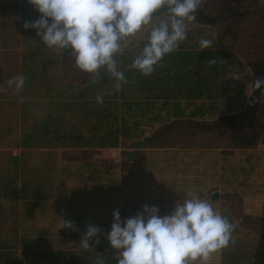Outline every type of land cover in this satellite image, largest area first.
Returning a JSON list of instances; mask_svg holds the SVG:
<instances>
[{
	"label": "trees",
	"instance_id": "trees-1",
	"mask_svg": "<svg viewBox=\"0 0 264 264\" xmlns=\"http://www.w3.org/2000/svg\"><path fill=\"white\" fill-rule=\"evenodd\" d=\"M164 11L162 9L158 13ZM196 15L197 22L190 24L187 38L191 39L193 30L200 32L207 26L213 27L217 31V42H222L225 47H228V50L230 49L229 51L210 49L200 51L198 47L200 40L197 35L194 45L182 44L180 50L166 55L155 71L151 75L145 76L130 68L132 61L142 48L137 49L131 45L130 49H124L123 55L116 57L117 62L119 60L121 63L127 62L129 70H126L125 76L133 80L129 82L127 80L126 84L121 85V93L112 92L106 88L107 80L101 76L103 78H100L99 92L85 97L82 91L78 96L67 97L68 101L64 104L71 105L75 109L71 120L67 122L60 118L59 114L54 115L50 112L43 117L42 123L37 125L34 130L20 132L17 146L42 148L56 142L58 146L68 149H105L117 148L122 141L134 142L135 146V142L142 140L145 136L149 137L147 148L151 151H176L178 148L205 149L223 145L245 149L253 148L259 144L264 146V95L261 92L264 90L255 89L254 86L257 77H264V0H206ZM25 21H23L22 29H25L23 26ZM144 42H142V46ZM237 53L245 61L240 59L242 62L239 61L240 64L238 62L239 67L246 66L251 71V93L242 111L223 112L231 102L229 98L227 100L218 99L220 95L229 97L224 87L227 81L223 77L228 69L226 67V71L218 70L220 65L217 60L220 54H223L234 65L238 58ZM65 54L68 58L72 57L70 53ZM37 56H40L38 50H28L22 56V60H31L30 64H32ZM209 59H215L216 63L209 65ZM32 69L30 65H23L21 74L26 76L24 87L32 84V78H27L29 76L27 71H32ZM71 73L74 76L71 78L72 80L78 74H88L84 71H72ZM91 79V76H87L79 82L85 85L86 89L93 90L97 84L95 85ZM75 81L78 80L74 79L73 82ZM70 85L75 87L76 84L71 83ZM131 86L143 89L146 95L137 97L131 91L132 94H127L126 87ZM101 92L106 93L103 96L102 104L98 103L96 99ZM204 95L207 96L204 97ZM61 99L62 97H55V104H60ZM48 101H51L53 106V98ZM41 105L43 106V104ZM78 115L86 122L89 119L93 121L88 125L87 136L78 133L79 130L75 123ZM59 122L66 125V128L55 130L50 128L51 125ZM144 162L143 156H136L132 162L127 159L124 170L143 169ZM89 166L91 168L88 172L92 176H97L101 172L104 174L109 172L107 168L100 170L91 164ZM16 175L14 173L9 177L10 179L8 178L4 182L5 186L9 188L10 199L15 198L16 203L17 199H21L22 204L27 208L33 197L46 196L43 188L45 182L40 181L36 176L31 178L23 176L18 179ZM43 183L44 185H41ZM118 188V180H110L101 186V191L110 192L112 195V191L116 192ZM232 200L241 202L238 195L226 194L220 203V209L222 214L228 213L230 220L237 225L233 233V240L236 239L240 229L255 232L264 239V218L249 217L242 213L241 208L238 210L239 212L226 211L227 206H234L230 204ZM0 202H2L1 199ZM213 202L217 204L216 201ZM1 210L0 206V217L3 213ZM29 229L30 227L25 223L22 228L17 227V234L13 236L16 240H20L23 247L33 246L30 248L33 249L31 251L35 254L36 259L30 263L53 264L47 259H39L38 255L43 254L45 257L47 256L46 258L48 256L55 258L57 252L52 250L40 253L36 250L39 245L32 244L28 237ZM3 236L0 229V264H14L8 253L16 252L17 243L11 242ZM99 237V244L93 237V241L89 242L90 248L83 249L84 264H96L98 258L103 259L105 264H117L118 251L111 248L107 236L99 235ZM220 255L225 264H233L232 261L238 258L235 252H229L227 248L222 249ZM71 261L74 264L73 260Z\"/></svg>",
	"mask_w": 264,
	"mask_h": 264
},
{
	"label": "rangeland",
	"instance_id": "rangeland-1",
	"mask_svg": "<svg viewBox=\"0 0 264 264\" xmlns=\"http://www.w3.org/2000/svg\"><path fill=\"white\" fill-rule=\"evenodd\" d=\"M163 13H157L156 19L163 18ZM25 15L38 18L41 14L33 5L28 3V0H0L1 97H18V92L14 88H9L7 82L16 76L20 67V60H22V56L28 50L37 49L39 51L40 56L35 59L37 62L42 61L45 57L58 61L60 58H64V54L60 55L57 50L47 48L40 41L36 30H34L35 35H32L26 33L25 30L27 29H22L23 21L27 20ZM148 31H150V26H147L135 36L126 38L122 41V47H129L133 44L137 49H140L142 42L147 39ZM191 34V39L186 38L183 44L194 45V39L198 35L199 40L202 38L213 40L210 50L226 52L228 50V47H225L222 42H217V31L213 27L207 26L205 30L200 32L193 30ZM28 40L30 41L27 42ZM198 47L200 48V46ZM237 56L239 58L236 59L238 62L244 61L238 53ZM73 59V57H66L68 70H70L69 68H76L74 66L75 60ZM39 64L42 65V63ZM40 67L41 69L43 68L42 66ZM62 70L57 66L56 69L51 70V74L40 71V76L47 75L50 77L55 87L61 84L70 85L67 82L65 83ZM251 76V71L246 66L238 72L232 71L228 74V78H233L231 79L232 81L236 79V82L239 81L244 86L243 97L238 99L243 104L239 108V112L243 110L248 102L251 93ZM74 79H77V76ZM37 87L38 85L34 84L33 92H35V96L40 94L42 90L41 88L38 90ZM128 93L130 94V92ZM68 95L69 93L63 92L61 103L58 105L55 104V96L53 95V106L58 110L67 109L69 113L68 119H71L75 109L71 105L64 104L68 101ZM47 96H49L48 93ZM41 98L42 93L36 97V101ZM33 109L36 111V108ZM77 119L79 118L77 117ZM78 122L75 120L76 125ZM85 125H87V122L82 123V126ZM78 133L84 136L87 135V132L85 133L86 135L82 131ZM4 135L6 140L3 141V147L6 148L9 144L8 141L16 138L14 136H17V134L16 132L8 134L6 131L2 134L0 130V137ZM133 144L134 142L122 141L117 148H105L101 151L91 148L34 151L32 157L41 161L30 163V166L37 167L41 165L46 154L49 153H54L58 158L63 159V161H58V169L66 166L62 169V173L54 172V178L42 180L46 184L44 185L43 183L41 185H44L43 188L46 190V194L48 192L50 195L44 202L51 205V208L57 207V211L48 212V206L46 217L39 220V224L34 225L37 230L34 229L33 232V234L35 233L33 235V245H39L36 250L40 253L56 251L61 257L63 264H73L71 260H73L74 264H84L82 257L84 248L81 246L80 240L85 234L88 225L99 226L101 234L98 235L107 236L113 222L112 214L114 210H119L123 220L135 216L137 212L141 211L143 205L148 204L157 206L159 213L165 215L174 207L176 201L180 200L182 202L188 198L186 193L190 190H195L196 195L201 199L208 200L220 212V203L225 195L236 194L241 198V202L232 200L230 204L234 206H227L226 211L239 212L238 210L241 208L242 213L249 217L264 218L263 145L259 144L250 149L223 145L217 148H178L176 151H151L147 147L143 149L135 148ZM129 151L133 152V159L136 156L144 157L143 169L135 171L124 170ZM11 153V151H3L0 154L7 157ZM89 164L100 168V170L107 168L109 172L108 174L101 172L97 176H92L88 172L91 168ZM4 166L5 164L0 163V169ZM7 179H1L0 184L6 182ZM110 180H118L119 183V188L116 192L112 191V195H110V192L101 191V186ZM4 187L2 189L3 192L4 189H7L6 186ZM213 194H217L218 198L211 199ZM35 197L39 198L38 196ZM1 198L2 196H0ZM2 199L0 204L2 203L7 208H11L12 202L7 197ZM213 201H216L217 204ZM55 215L57 216L55 217ZM15 219L16 216L13 211L11 213L9 211L7 215L0 218V229L4 235L3 237L17 243L16 252L33 253L31 251L33 249L30 248L33 246L25 248L20 244L19 239L16 240L14 237L17 234V227L14 225L17 224ZM61 219L72 221L75 230L73 228H59ZM40 230H43L42 235L39 234ZM28 235L31 236L32 234L28 232ZM227 250L235 252L236 257H238L232 261L233 264H264V239L250 230L240 229L236 239L232 240ZM221 251L219 250L212 254L207 264H225L220 255ZM50 258L47 259L50 263L59 264L52 257ZM23 263L28 264L29 261L22 259L21 264ZM194 264H202V262L197 260Z\"/></svg>",
	"mask_w": 264,
	"mask_h": 264
},
{
	"label": "clouds",
	"instance_id": "clouds-1",
	"mask_svg": "<svg viewBox=\"0 0 264 264\" xmlns=\"http://www.w3.org/2000/svg\"><path fill=\"white\" fill-rule=\"evenodd\" d=\"M206 0H28L41 14L34 21H25V29H36L40 41L60 55L70 53L76 66L91 74L92 82L100 77V70L115 81L120 91L127 83L116 57L123 55L122 41L150 26L147 39L130 68L145 76L151 75L162 59L181 49L197 22V11ZM163 18L156 19L160 10ZM212 40L202 38L200 51L211 49ZM209 65L216 63L209 59ZM26 76L18 74L8 80L9 88L23 89ZM255 89L264 90V77H257ZM264 95V91H261ZM101 92L98 103H103ZM112 94V93H107ZM182 202H175L169 213L161 215L155 205L145 204L133 217L121 219L119 210L113 211V222L107 234L112 249L118 251L117 264H202L219 250L226 249L233 240L237 225L228 213H221L205 199L186 193ZM59 228H73L72 221L61 219ZM101 229L88 225L80 240L84 249L90 248L93 237L100 243ZM96 264H105L97 259Z\"/></svg>",
	"mask_w": 264,
	"mask_h": 264
},
{
	"label": "crops",
	"instance_id": "crops-1",
	"mask_svg": "<svg viewBox=\"0 0 264 264\" xmlns=\"http://www.w3.org/2000/svg\"><path fill=\"white\" fill-rule=\"evenodd\" d=\"M27 20L26 21H34L35 19H37L36 16H26ZM23 24V23H22ZM34 30L36 29H32L29 28L28 30H26V33L35 35ZM30 41V40H29ZM28 41V42H29ZM133 45V44H132ZM132 46L129 47H125L124 49H130ZM33 50H37V49H33ZM207 50V49H206ZM26 54V53H25ZM64 58H60L59 61L58 60H52L48 57H45L42 61H33L32 64L31 60H20V67L18 69V72L16 75L21 74V70L23 68V65H30L33 69L32 71H27L28 75L27 78H32V81L30 85L23 87L22 90L17 91L18 92V97H12V96H8V97H1L0 94V130L3 134V132H7L8 134H14V132H16L17 136H14L16 138H13L12 140L8 141V146L6 148H4V144L3 141L6 140L5 135L0 137V153L3 151H11L12 153L10 154V156H3V154H0L2 156H0V163L5 164V166L3 168L0 169V179H4V178H9L11 177L14 173H16L17 178L20 179L21 177H26V178H31L36 176L37 179L39 180H45V179H51L54 178L53 173L54 172H61L62 173V169L65 168H57V163L58 161H63V159L61 160V158L57 157L56 155H54V153H49L46 154V157L43 159L42 164L34 167V166H30V163H34V162H38L41 160L36 159L35 157H32V154L34 153V151L36 150H44V151H60V150H74V149H68V148H63L57 145L56 142H52V145L48 146V147H42V148H21L19 146H17L18 140L20 138V132L21 131H32L36 128L37 125L41 124L43 121V117H45L47 114H49L50 112L52 114H59V117L64 119L65 121L68 122L69 117V113L67 111V109H61L58 110L57 108H54V106L51 105V101H48L49 99L53 98V95L55 97H62L63 92L69 93L68 97L76 95L78 96L82 91V94H84L85 97H90L92 96L95 92H99V83L101 82L100 78H103L101 76H104L105 79L107 80V85L106 88H108L109 90H111L112 92L115 91L112 83L114 84L115 81L110 77V75L108 73H106V71L104 69L100 70V77L99 79L96 80V82H94V84L96 85L95 88L93 90H88L86 89V86L83 85L81 82H79V80H81L82 78L87 76H91V74H78V81L73 82V80L71 79L73 76V74L71 73L72 70L73 71H81L76 64L74 65L76 68L71 69L70 70L67 69V62L68 60H66L67 55L64 54L63 55ZM225 55L220 54L219 59L217 60L218 65H220V69L221 71H226V67L228 69V71H226V74L223 75V77L226 79V84L224 85L225 87V91L227 90V93L229 94L225 97V96H219L218 99L224 98L225 100H227L228 98L231 100V102L228 103V108L223 111V112H227V111H232L233 113H236L239 111V108L242 107L243 104H241V102L238 100L241 97H243V93H244V86L241 82H236V79H234L235 81H232L231 79L233 78H228V74L232 71L238 72L240 69H243L242 66L239 67L240 62L238 64V60H235V64L233 65V62H229V60L224 57ZM70 58V57H69ZM64 59V60H63ZM72 59V58H71ZM74 60V59H73ZM72 60V61H73ZM75 62V61H74ZM39 63H42V65H40ZM119 66L121 67V71L124 72V74H127L126 70H129V67L127 62L126 63H121L120 60L118 61ZM225 65V66H224ZM42 66L43 68L41 69ZM57 66H59L64 74V80L65 83L67 82L68 84L71 83H75V87H72L71 85H64L61 84L57 87L53 86L52 81L50 79V77H48L47 75L44 76H40L41 72L40 71H44L47 72L49 74H51L50 72H52L51 70L56 69ZM223 66V67H222ZM41 69V70H40ZM67 70V71H65ZM62 76V73H61ZM92 78V76H91ZM126 79L129 81H133L131 80L129 77L126 76ZM92 80V79H91ZM240 80V79H239ZM241 81V80H240ZM34 84L38 85V90L39 88H41V92L42 93V98L38 101H36V97L40 96V94L38 95H34L35 92H33L34 89ZM250 85L252 87V76L250 77ZM104 89V88H102ZM127 90V94H129L128 92H134L133 95L137 96V97H143L146 95V93L144 92L143 89L138 88V87H134L131 86L129 88L126 87ZM192 91L194 90L191 89ZM156 91H159L156 89ZM37 92V91H36ZM130 92V94H132ZM48 93L49 96H46L45 94ZM118 93H121V91H118ZM129 94V95H130ZM207 95H204V97H206ZM250 96V95H249ZM32 98H34L32 100ZM201 101V100H200ZM49 102V103H48ZM43 104V106L41 105ZM36 108V111L35 109ZM41 111H40V110ZM221 109V108H220ZM222 110V109H221ZM219 112H222L219 110ZM36 115V116H35ZM79 116V115H78ZM79 119H75L78 122V124L76 125V128L80 131H82L83 134H85L88 130V125L90 124V122H93L92 119H89V121L87 120V125L82 126V123L86 122L85 119H83L81 116L78 117ZM58 125V126H56ZM66 125L61 124V122H59L58 124L55 125H51V129H61V128H66ZM86 135V134H85ZM88 135V134H87ZM86 135V136H87ZM78 150V149H77ZM95 150H102V149H95ZM61 167V165H60ZM7 176V177H6ZM46 184V183H45ZM5 186V183L0 184V196H2V198H6L8 200H10V202H12V204L10 205L11 208H7V206H5L4 204L1 203V207L2 210L1 212L2 215L0 218H3L5 215H7L10 211H13V213L16 216V221L17 224H14L15 227L18 228H22L23 225L30 227L29 229V234H32L31 236L28 235L29 239L31 240L32 244L34 243L33 240V232L34 229H36V227L34 225L39 224V220H42L44 217H46L48 212H52L53 210L57 211L56 208H51V205H48V203L44 202L46 201V199L48 198L49 193L47 192L46 194V190H45V194L46 196H40L39 198H36L32 200H30V205L27 206V208L22 204L21 199H17V203H16V199H10L9 195V188L6 186V188L8 189H4V192L2 191L3 188ZM32 193H34V191H32ZM4 195V197H3ZM1 198V199H2ZM45 198V199H43ZM3 200V199H2ZM38 202V203H36ZM10 204V203H9ZM49 206V211L47 212ZM64 208V207H63ZM26 209V210H25ZM27 211V217L25 218V213ZM66 211V210H64ZM24 213V214H23ZM65 213V212H64ZM66 215V214H65ZM57 215H55L56 217ZM41 232H39V234L42 235L43 230H40ZM19 232H21V230L19 229ZM19 236V235H18ZM20 238V236H19ZM20 242V240H19ZM8 255L11 257V259L13 260L14 264H21V260L22 259H27V261H29L28 264H31L30 262L34 259H36L35 254L32 252H10L8 253ZM38 257H40L39 259H51L50 256H48V258H46L43 254H39ZM53 260L59 264H63V261H61V257L59 256V254L57 253V257L53 258ZM18 261V262H17ZM26 261V260H24ZM51 261V260H50ZM25 264V263H23Z\"/></svg>",
	"mask_w": 264,
	"mask_h": 264
},
{
	"label": "water",
	"instance_id": "water-1",
	"mask_svg": "<svg viewBox=\"0 0 264 264\" xmlns=\"http://www.w3.org/2000/svg\"><path fill=\"white\" fill-rule=\"evenodd\" d=\"M148 141H149V137L145 136L142 140H138L135 142V148L143 149V148L147 147ZM127 159H128V161H132V159H133V152L132 151H129L127 153ZM217 198H218L217 194H213L211 196V199H217Z\"/></svg>",
	"mask_w": 264,
	"mask_h": 264
}]
</instances>
